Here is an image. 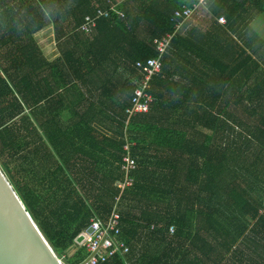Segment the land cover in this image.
<instances>
[{"label": "trees", "instance_id": "obj_1", "mask_svg": "<svg viewBox=\"0 0 264 264\" xmlns=\"http://www.w3.org/2000/svg\"><path fill=\"white\" fill-rule=\"evenodd\" d=\"M195 1L0 0V165L54 251L77 248L71 264L113 211L130 251L99 264H264V0H209L178 31ZM49 25L51 62L34 38ZM169 34L150 108L129 117L136 63Z\"/></svg>", "mask_w": 264, "mask_h": 264}, {"label": "built area", "instance_id": "obj_2", "mask_svg": "<svg viewBox=\"0 0 264 264\" xmlns=\"http://www.w3.org/2000/svg\"><path fill=\"white\" fill-rule=\"evenodd\" d=\"M208 5L209 0H196L192 6H184L183 8L177 9L173 19L179 21L177 25L178 31L182 29L185 23L192 18L199 9L208 7ZM111 9H114V6L110 9L99 8L95 16H87L81 29L87 33H91L96 27L97 18L108 16ZM218 21L220 23H225L226 18L220 16ZM173 38L174 35L169 34L157 43L156 51L159 52V56L156 58H149L146 61H137L136 67L142 73L143 78L140 87L134 91L131 98V106L127 109L129 117L149 110L153 101V96L148 89L153 77L161 71V67H164L163 56L169 49ZM130 149L131 144L127 143L124 146V150L127 151V153L123 158V168L126 170L127 174L130 169L136 166V160L131 155ZM132 182L133 179L127 175L125 181L118 182V185L124 188L125 186L131 185ZM90 227L94 229V233L86 243L89 255L76 264H99L100 262L107 261L116 253L125 255L130 251V245L120 238V215L116 211H113L106 220L100 218L93 219ZM154 228L155 226H152L150 229L153 230ZM174 231L175 228L171 226L170 233L173 234ZM60 258L62 264H71L64 255L60 256Z\"/></svg>", "mask_w": 264, "mask_h": 264}, {"label": "water", "instance_id": "obj_3", "mask_svg": "<svg viewBox=\"0 0 264 264\" xmlns=\"http://www.w3.org/2000/svg\"><path fill=\"white\" fill-rule=\"evenodd\" d=\"M0 264H62L1 165Z\"/></svg>", "mask_w": 264, "mask_h": 264}, {"label": "crops", "instance_id": "obj_4", "mask_svg": "<svg viewBox=\"0 0 264 264\" xmlns=\"http://www.w3.org/2000/svg\"><path fill=\"white\" fill-rule=\"evenodd\" d=\"M117 1L119 2L120 0H117ZM222 16H224V15H222ZM221 25H222V23H221ZM223 25H224V23H223ZM255 30L259 33H262V31H259L256 27H255ZM34 38L37 41V43L40 45V47H41L42 51L44 52V55L48 59V61H50V62L54 61L55 59H57L60 56V52L57 48V43H56L55 35H54V29H53L52 25H49L46 28H44L43 30L37 32L34 35ZM181 64H182V62L178 61L177 58H174L172 61L170 59L169 66L167 67V72L169 69V75H171L170 82H174L176 87H178V85H181L182 82H184V81L187 82V81H189V79H191L190 75H189V71L187 73L186 72H184V73L175 72L178 69H183L181 67H178V65H181ZM181 71L182 70H180V72ZM191 82H192V80H191ZM171 84L169 83L170 89L173 86ZM156 91L160 92V93H164V94L166 93V89L163 87H157ZM166 96H172L170 98H174V99H182L184 97L183 95L178 94L176 92L171 93V90L168 92V95H166ZM90 238H91V235H90ZM72 251L77 252V248L72 249Z\"/></svg>", "mask_w": 264, "mask_h": 264}, {"label": "rangeland", "instance_id": "obj_5", "mask_svg": "<svg viewBox=\"0 0 264 264\" xmlns=\"http://www.w3.org/2000/svg\"><path fill=\"white\" fill-rule=\"evenodd\" d=\"M254 26L259 31H262V33L264 34V20H262V19L256 20L254 23ZM71 251H72V249L68 250V252L63 253V255H65V257L68 259L71 255L75 254V251H72V252Z\"/></svg>", "mask_w": 264, "mask_h": 264}]
</instances>
